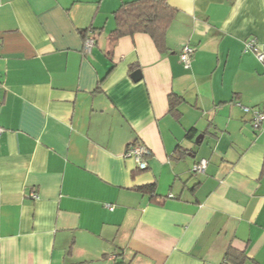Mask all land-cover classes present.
<instances>
[{
	"label": "crops",
	"instance_id": "crops-1",
	"mask_svg": "<svg viewBox=\"0 0 264 264\" xmlns=\"http://www.w3.org/2000/svg\"><path fill=\"white\" fill-rule=\"evenodd\" d=\"M130 1L0 0V264H264V0H167L165 53Z\"/></svg>",
	"mask_w": 264,
	"mask_h": 264
},
{
	"label": "trees",
	"instance_id": "trees-1",
	"mask_svg": "<svg viewBox=\"0 0 264 264\" xmlns=\"http://www.w3.org/2000/svg\"><path fill=\"white\" fill-rule=\"evenodd\" d=\"M176 11L170 7L167 0H133L123 2L112 13L115 28L109 35V44L114 45L120 38L143 33L150 37L159 53L167 51L165 34L174 19ZM86 40V38H85ZM169 113L179 120L181 112L179 107L184 102L181 97L168 95ZM153 186L144 190L153 191ZM244 255L231 248L224 255V264H241Z\"/></svg>",
	"mask_w": 264,
	"mask_h": 264
},
{
	"label": "built area",
	"instance_id": "built-area-1",
	"mask_svg": "<svg viewBox=\"0 0 264 264\" xmlns=\"http://www.w3.org/2000/svg\"><path fill=\"white\" fill-rule=\"evenodd\" d=\"M94 44H95V40L93 38L91 37L86 38L84 42V52L86 54H90L91 48L93 47ZM245 51L252 52L259 62L264 63V53L257 47L254 40H248L245 43ZM192 53H193V48H191L189 45H184L182 47L179 55V59L180 62L183 64L184 68L189 67L190 56L192 55ZM263 120H264V113L255 112L253 114V128L257 129L261 127ZM1 132L2 130L0 129V134ZM126 155L128 157H132L135 160L137 167L143 170L146 168V162L144 158L150 156L151 154L148 151V149L145 148L143 145L139 143H133L129 145ZM206 165L207 162L204 159L195 162L191 169L192 174L193 175L204 174ZM31 197L34 199L36 198V195L31 194Z\"/></svg>",
	"mask_w": 264,
	"mask_h": 264
},
{
	"label": "water",
	"instance_id": "water-1",
	"mask_svg": "<svg viewBox=\"0 0 264 264\" xmlns=\"http://www.w3.org/2000/svg\"><path fill=\"white\" fill-rule=\"evenodd\" d=\"M140 77H141V73L139 70H136L134 71L132 74H131V79L134 81V82H137L140 80ZM201 138V137H200Z\"/></svg>",
	"mask_w": 264,
	"mask_h": 264
}]
</instances>
